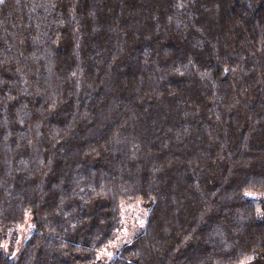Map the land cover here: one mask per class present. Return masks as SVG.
Instances as JSON below:
<instances>
[{
	"label": "trees",
	"instance_id": "obj_1",
	"mask_svg": "<svg viewBox=\"0 0 264 264\" xmlns=\"http://www.w3.org/2000/svg\"><path fill=\"white\" fill-rule=\"evenodd\" d=\"M264 264V0H2L0 264Z\"/></svg>",
	"mask_w": 264,
	"mask_h": 264
},
{
	"label": "rangeland",
	"instance_id": "obj_2",
	"mask_svg": "<svg viewBox=\"0 0 264 264\" xmlns=\"http://www.w3.org/2000/svg\"><path fill=\"white\" fill-rule=\"evenodd\" d=\"M146 212V206L139 201L121 204L120 232L106 248L98 252L99 264H105L113 258L117 248L123 241L129 239L134 232L143 228L146 220ZM31 225V216L29 213H26L23 221L19 225L6 230L3 237L0 238V250L7 256L14 257L21 242L31 231Z\"/></svg>",
	"mask_w": 264,
	"mask_h": 264
}]
</instances>
